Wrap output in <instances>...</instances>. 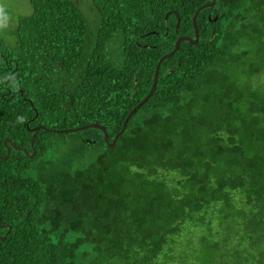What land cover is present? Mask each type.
Here are the masks:
<instances>
[{
	"label": "trees",
	"instance_id": "obj_1",
	"mask_svg": "<svg viewBox=\"0 0 264 264\" xmlns=\"http://www.w3.org/2000/svg\"><path fill=\"white\" fill-rule=\"evenodd\" d=\"M87 1L0 46V264H264V0L201 9L112 147L51 130L111 141L211 0Z\"/></svg>",
	"mask_w": 264,
	"mask_h": 264
},
{
	"label": "water",
	"instance_id": "obj_2",
	"mask_svg": "<svg viewBox=\"0 0 264 264\" xmlns=\"http://www.w3.org/2000/svg\"><path fill=\"white\" fill-rule=\"evenodd\" d=\"M214 2H215V0H211V1L207 2V3H204V4L200 5V6H198V7L196 8V10L194 11L193 16H192V24H193V28H194V37H191V36H189V35H180V36H178L177 39H176V41H175V44H174L173 48H172L169 52H167V53H165V54H163L162 56L159 57V59L157 60V62H156V64H155L153 80H152V84H151V86H150L148 92L146 93V95H145V96H144V97H143V98H142V99H141V100H140V101H139L134 107L131 108V110L129 111V113L126 115V117H125V119H124V122H123V126H122V128H121L118 132L115 133V135L113 136V138H112L111 141L108 140V134H107L106 129L104 128L103 125H101V124H99V123H87V124H84V125H81V126H78V127H74V128L52 129L51 131H54V132H62V131L80 130V129H83V128H86V127H96V128L100 129V130L103 132L104 139H105V141L108 143V145H109L110 147L114 146L115 141H116V138H117V137L122 133V131L124 130L128 118L131 116V114H132L133 112H135V110H136L137 108L140 107V105H141V104H142V103H143V102H144V101H145V100H146V99L152 94V92L154 91V89H155V87H156V83H157L158 71H159V66H160L161 62H162L165 58L169 57L171 54L174 53V51H175V50L178 48V46L180 45V42H181V41H183V40H187V41H189V42H191V43H194V42L197 41V39H198V37H199V35H198V29H197V24H196L197 13H198L201 9H203V8H205V7L212 6V5L214 4ZM168 13H169V12H167L166 15H168ZM44 128H46V127L43 126V125H38V126L34 127V129H33V133H32L31 139H30L31 143L33 142V138H34L35 133H36L39 129H44ZM48 130H50V129H48ZM5 142H6V140H5ZM9 142H10V144H11L14 148H18V149L20 148L19 146H15L11 140H9ZM22 149L26 152V150H25L24 148H22ZM8 152H9V148H7V153H6V155H3V156H1V157L5 158V157L7 156V154H8ZM1 238H3V237H1Z\"/></svg>",
	"mask_w": 264,
	"mask_h": 264
},
{
	"label": "rangeland",
	"instance_id": "obj_3",
	"mask_svg": "<svg viewBox=\"0 0 264 264\" xmlns=\"http://www.w3.org/2000/svg\"><path fill=\"white\" fill-rule=\"evenodd\" d=\"M78 3L83 13L92 15L87 0H73ZM31 12L29 0H0V46H12L19 16ZM93 23V19H91ZM91 23V24H92Z\"/></svg>",
	"mask_w": 264,
	"mask_h": 264
}]
</instances>
